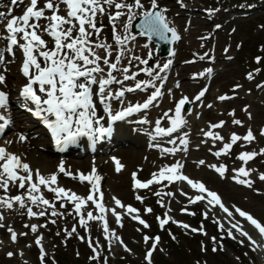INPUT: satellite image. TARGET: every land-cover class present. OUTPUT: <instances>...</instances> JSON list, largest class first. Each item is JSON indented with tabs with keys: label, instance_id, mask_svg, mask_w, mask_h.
<instances>
[{
	"label": "rangeland",
	"instance_id": "obj_1",
	"mask_svg": "<svg viewBox=\"0 0 264 264\" xmlns=\"http://www.w3.org/2000/svg\"><path fill=\"white\" fill-rule=\"evenodd\" d=\"M145 2L147 3V0ZM158 2L162 8L167 9L168 20L177 26L178 33L181 36V41L177 46V56L171 59L164 58L156 54L155 47L150 45L146 39L135 36L134 41H129L132 46L128 47L130 51L125 52L121 62V66H124L125 59H130L133 56L142 57L143 55L142 59L154 62L153 67H149L153 70L162 68L164 63L172 60V64L168 69L158 73L160 76L166 77V80L163 81L164 88L161 89L164 95L144 112L147 116L143 119H146L148 123H155L169 109H174L175 103L182 96H188L192 108L183 114L187 121L185 127H189L190 120H193L198 127L197 132L205 136L203 134L205 131H212L210 124L225 121L223 127L216 131L213 130L221 135H223L221 131L225 132L228 137L225 141L217 140L214 142L204 138L200 139V144L189 146L188 149L180 145L179 140L176 141L175 145L162 146L164 148L175 146L177 151L171 153L173 154L171 157L180 155L183 165L190 159L196 162L203 159L205 165L197 166V163L188 170L183 167V173L192 179L204 182L208 188L217 191L229 208H232L233 205L238 206L251 212L254 217L264 223V181H261L258 177V172H264V155H257L246 165V167L254 169L251 173V179L254 181L252 188L231 179L235 175L232 169L242 166V161L237 158L239 153L242 151L258 152L260 148H264V135H260L261 129H264V73H262V67H264V28L261 27V25H264V0H158ZM104 19L108 20L107 16ZM108 23L110 24L109 20ZM117 23L120 24L119 21ZM217 24L221 27L216 28ZM104 30L103 28L101 33ZM131 34L134 36L132 31ZM199 39H203L205 43L199 42ZM200 48L208 52L209 58H212L213 63L210 67L203 65L207 61L203 55L199 54L197 60L195 56L193 58L194 53ZM140 50L146 51V55L144 56L142 51L138 53ZM149 52H152L150 58L148 57ZM214 54L220 60L214 58ZM258 56L261 57L259 62L256 60ZM187 62L190 63L189 65L194 66L197 73L204 72L205 74L203 76L184 75L181 78L170 77L172 67L178 68L177 66H180L183 68L187 66V64H184ZM0 65L5 66L7 73L12 72V66L8 63H0ZM145 67L147 66L143 65L141 69ZM208 68L213 71L207 73L205 70ZM259 68L261 69L259 70ZM256 69L258 71H254ZM134 72L142 73L140 66L129 72V74ZM249 72L252 73L251 79L248 78ZM15 74H19V71ZM148 79H152L157 86L161 83L160 80L155 78L145 80ZM177 83H179V87H177ZM115 84L117 83L114 82L113 85ZM237 84L241 87L235 88ZM4 85L1 84L0 87L2 88ZM258 85L260 86L258 87ZM149 87L146 90L137 89V94H143L148 91ZM205 88L207 89L205 96L197 101L195 96ZM132 92L135 93L136 90ZM12 93L13 95L17 93L15 86H13ZM221 95L230 98L221 101L218 99ZM123 100L124 103L127 102L128 96H124ZM112 101V108L115 109L116 104L119 102L117 100ZM209 104L212 107H208ZM246 106L248 112L252 114L251 118H249L248 112L244 111ZM117 109L119 110V108ZM233 110L237 114L235 119L243 121L242 125L233 124ZM168 115H174V111L168 112ZM226 119H230V122L227 123ZM162 120H165L164 126H169L166 118ZM119 123L122 125L125 120H120ZM241 127L246 128L245 134L251 128L256 139L251 143L242 140L237 141L230 150V154H221L217 157L214 153L223 146L224 142L229 141L231 133L240 136L245 135H242L240 131L233 130V128L240 129ZM143 132L141 131V133ZM189 132L190 130L187 131V133ZM183 133L178 135L182 136ZM147 134L148 136L142 134V138L145 140L143 142L147 141L148 143L149 132ZM12 136V133L8 135L2 144L12 143L15 140ZM191 142L192 140H190L189 145ZM40 143H43L47 148L50 147L47 142L42 141ZM155 145H159V147ZM152 146L157 149L162 148L159 143H154ZM191 148H194L195 151L191 152ZM198 149L199 153L194 154ZM124 151L128 150L126 148H115L109 153L97 157L103 164V167L102 165L97 166V170L98 173L100 170V175L105 179L103 189L109 199V208L115 207L118 212L123 214L122 227L117 222L115 215L111 212L107 214L109 229L115 231L123 239L127 247L132 250L131 252L127 251L115 239L111 241V249L109 250V241L103 231V221H90L89 227L93 245L98 240L103 247L101 248L100 260L91 259L93 252L86 259L87 246H90L88 243L89 230L80 226V217L79 214L75 213L74 205L69 202L66 207H62L63 201L55 199L54 193L48 190L47 192L45 191L46 188L41 187L44 196L53 201L56 210L63 213V215L52 216L50 207L43 205L38 207L31 205L30 202L27 203L33 211L39 212L46 209L47 214L35 217L26 216L28 215L27 208H21L19 204L10 209V212L4 213L3 223L7 227H4L5 236L0 235V241H3V243H0V255L3 256L0 259V264H41L39 246L35 244V240L41 235L43 236L42 243L47 252L46 264H58L60 262H63V264H86V260H89L87 261L88 264H105V261L106 264H147L145 254L151 248L153 241L149 240L146 244L144 236L155 237L156 234L161 237V240L157 245V250L153 253V264H264V247L253 250L250 242L246 241L247 238L239 237L238 232H236L238 238L244 239L243 245L238 240L231 239L226 231L222 232L217 222L225 223L227 229L229 227L227 214L221 208L218 210L217 206L215 208L208 205L205 200L200 201L195 207L194 205L198 201L192 203L190 197L194 198L199 194L198 190L191 188L186 181L170 182L160 180L147 188H137L135 186L137 179L142 183L146 182L153 178L154 173L158 174L161 168L171 166L174 163L168 165L165 159L148 158L146 155L141 157H134L132 153L125 155L123 154ZM188 154H191V156L188 157ZM162 155L164 154L162 153ZM55 157L56 159L59 158V156ZM117 159L124 166L120 171H117ZM50 160H54V157H50ZM92 160L93 158L86 156L80 162L89 163ZM208 164L227 165L228 171L225 173V177H221L214 169L209 168ZM53 173H58L57 165L54 167ZM59 176H61V179H58L60 186L72 189L77 194L85 197L90 194L91 189L81 182L78 176H76L77 178L69 175ZM257 189L259 191H256ZM157 193L161 195H157ZM166 193H173L174 195H166ZM184 193H187V195H184ZM137 197L142 199H137ZM115 198L120 199L125 205H131L138 209V213L129 214L126 208L122 209L115 204ZM148 208L152 209L151 213L146 211ZM184 209H187V211ZM82 211H85V213L86 211H93V215L100 214L97 213L98 210L91 202ZM193 211L199 212L196 218L191 216ZM205 211L208 212L207 218L204 216ZM134 215H139L150 227L144 228L138 220L132 218ZM168 216H171L172 220L164 228H161L158 218L167 219ZM236 218L241 220L240 222L244 224L245 229L258 243L264 246L261 237L257 235L248 222L242 220L238 214H236ZM17 220L19 221L18 224H16ZM52 220H55L56 223H51ZM177 221L190 225V228L185 229L181 224L176 223ZM32 224L38 226L35 233L31 231L30 227H26V225L30 226ZM45 224L47 227L43 226ZM8 227L13 228L18 234L27 233V235H18L17 241L13 242L11 234L7 230ZM73 227H76V233L68 236L65 229L71 230ZM193 228L201 230L193 232ZM204 232H207V235H204ZM169 234L174 235L176 239L170 238ZM80 236H84L85 239L80 240ZM212 237L217 238L215 243ZM223 237L228 239L227 243L231 245L230 247L221 242L219 238ZM19 238L24 240L20 242L18 241ZM221 243L223 245L222 249H220ZM29 245L31 246L29 247ZM214 247L218 249L215 252L213 251ZM9 251L15 253V255L9 257L7 255ZM21 252H23V255H21Z\"/></svg>",
	"mask_w": 264,
	"mask_h": 264
},
{
	"label": "snow or ice",
	"instance_id": "obj_2",
	"mask_svg": "<svg viewBox=\"0 0 264 264\" xmlns=\"http://www.w3.org/2000/svg\"><path fill=\"white\" fill-rule=\"evenodd\" d=\"M22 2L23 0H16V3ZM38 2L39 0H30L29 5L21 16H13L10 21H7V35L0 34V38L7 41L6 47L0 52V63L5 62L3 53L6 52L15 58L16 53L14 49H18L21 52L20 72L26 78V82L20 87L19 96L24 98L26 102H31L32 107H28L27 103L24 106L33 116L41 118L52 133V137L58 146L63 147L75 143L80 136H87L94 143L105 135H111L114 122L123 120L130 114L139 112L142 109H148L150 106H153V103L158 98L164 95L161 89L164 88L163 81L166 80V77H162L158 73L154 74L151 68L145 67L140 69V71L147 73L150 77L155 76V79L161 81L159 86L154 84L152 79H148L138 80L133 86L124 87V81L136 80L138 73L129 74L131 60L128 61L127 66H121L125 52L130 51V49H126L124 46L129 41L135 40V36L131 34L130 29L133 21L138 18L140 20V35H147L148 37L159 36L162 39H166L167 34L171 33L173 41L180 39L177 28L170 26L167 20L165 15L167 9L161 8L158 0H147V3L145 0H44L43 7H38ZM61 4L65 6V14L63 15L60 14ZM48 11H50V15H46ZM105 16H107L112 26V38L117 46L115 48L112 44L107 43L106 37L102 39L100 36L105 27L103 24ZM41 19H44L47 23L40 25L39 21ZM30 21L32 22L30 23ZM117 21L120 22L119 25ZM220 27L219 24L216 25V28ZM261 27L264 28V25H261ZM233 31L235 30L233 29ZM42 34H47L52 39L53 47H48V41L43 38ZM99 50H103L104 54L101 55ZM113 52L117 53L114 57ZM151 56L152 52H149L148 57L150 58ZM132 58L138 60L140 64H148V59H142L139 56H133ZM256 60L259 62L261 57H256ZM171 64L172 60H168L160 68V71L168 69ZM205 71L211 73L213 70L208 68ZM254 71H258V69ZM114 72L120 73L122 79H117V76L113 74ZM204 74V72H199L195 73L194 76H203ZM248 78H252L251 72L248 73ZM114 82L122 85L115 92L110 88V85ZM0 84H7V76L5 74H0ZM94 85L98 86V91L93 87ZM149 86L154 91L142 103H129L126 107L123 106L125 92H132L137 89L146 90ZM177 87H179V83H177ZM239 87H241L239 84L235 85V88ZM206 91V88L202 89L195 96V99L199 101L205 96ZM96 95L99 96L100 103L103 104L105 115H99L97 112V103L94 100V96ZM229 98L226 95L218 97L221 101ZM112 100H117L120 103L121 107L119 110H113ZM9 102V93L0 89V109H7ZM188 102L189 97L182 96L175 103L174 109L168 110V112L174 111V115L169 116L168 112H165L163 117L155 121L154 131L149 133V135L151 137L171 136L172 133L177 132L178 129L187 123L182 114V109ZM208 107H212V105L209 104ZM244 111L248 112L247 106L244 108ZM232 115H235L234 110ZM251 115L248 112L249 118H251ZM164 118L169 122V126H161V119ZM0 121H2L0 123V132H3L12 123L11 117H6L3 112H0ZM232 122L236 125L243 124V121L239 119H234ZM141 123H148V121L142 119ZM224 124L225 121L210 124V129L221 128ZM203 134L211 137L214 142L217 140L225 141V137L219 132L208 130ZM260 135H264V129H261ZM19 138L22 142H27L29 139L26 134H21ZM255 139L256 136L251 128L247 130L244 136L231 133L229 141L224 142L223 146L214 154L217 157L221 154H230V150L237 141L242 140L251 143ZM168 143L175 145L176 140L169 139ZM179 143L181 145L189 143L187 133H183L179 138ZM155 146L159 147V145ZM176 151L177 148L175 146L163 149L165 153H175ZM257 155H264V148H260L258 152L242 151L239 153L237 158L242 161V166L232 169L235 175L231 179L241 185L252 188L254 181L251 179V173L254 169L248 168L246 165ZM197 163L198 165H205L203 159ZM116 164L118 166L117 171H120L124 167L118 159L116 160ZM207 166L214 169L221 177H225V173L228 171V167L225 164H208ZM183 167L184 165L177 161L171 166L161 168L158 174L154 173L153 178L146 182L142 183L137 179L135 186L137 188H147L149 185L154 182L158 183L160 180L170 182L177 180L186 181L188 185L193 189H197L199 193L194 198L190 197V202L195 203L207 200L208 205L219 206L227 214V223L229 225L227 229L225 228V223L214 221L218 223V227L222 232L226 231L231 239L238 240L243 245L244 239L238 238L236 235V232H238L239 237L247 238L253 250L264 247L245 229L243 223L236 220V214L254 226L261 237H264V223L260 219H257L251 212L243 210L238 206L233 205L232 208H229L217 191L208 188L204 182L192 179L184 174L182 171ZM59 172L77 178L65 168L64 163L59 165ZM58 175V173H54L45 176L39 169H33L29 163L25 162L22 156L9 151L6 146H0V190H3V194H0V209H13L14 205L19 204L21 208H27L29 217L45 216L47 214L46 209L39 212L33 211L32 207L28 206L27 202H30L31 205L38 207L40 205L50 207L52 209V216L63 215V213L56 210L55 203L44 196L41 191V186H43L48 191L54 193L55 199L63 201L62 207H66L69 202L74 205L75 213L79 214L80 217V226L89 230L88 243L90 246H93L94 253L91 257L92 260H100L101 248L103 246L99 244L98 240L93 245L90 235V221H103V231L109 241V250L111 249V241L115 239L127 251L131 252L132 250L127 247L123 239L115 231L109 229L107 214L111 212L115 215L121 227L123 226V214L118 212L117 208H109L105 204V194L100 189L103 176L98 174L95 166H93L90 173L85 174L80 172L78 175L81 182L88 181L91 184V191L87 197L77 194L72 189L60 186ZM258 177L261 181H264V172H258ZM12 187H17L24 191L13 196L10 194ZM256 191L259 190L257 189ZM157 195L161 194L157 193ZM166 195L174 194L166 193ZM184 195H187V193H184ZM137 199L142 198L137 197ZM89 202L94 204L95 208L99 210V215H93V211H86V213L82 211ZM115 204L122 209L126 208L129 214L138 213L139 211L131 205H125L118 198H115ZM184 210L187 211V209ZM146 211L151 213L152 209L148 208ZM191 214L195 215V213ZM204 216L205 218L208 217L207 211L204 212ZM132 218L138 220L144 228L150 227L139 215H134ZM4 219V214L0 211V228L7 227L3 223ZM158 219L160 227L164 228L172 220V217L168 216L167 219ZM51 223L55 224L56 221L52 220ZM176 223L181 224L185 229L190 228L188 224L179 221ZM43 226L47 227L46 224ZM26 227H30L33 233L38 230L36 224L26 225ZM7 230L11 234L13 242L17 241L18 235H27V233L18 234L11 227H8ZM200 230L192 229L193 232ZM76 231V227H73L71 230L65 229L68 236H72ZM204 235H207V232H204ZM79 239L83 241L85 237L80 236ZM172 239L175 240L176 237L173 235ZM216 239V237H212L214 243ZM149 240H152L153 243L151 248L146 252L145 259L147 264H153V253L157 250L161 237L158 235L155 237L145 235L144 241L146 244ZM42 241L43 236L41 235L35 240V244L39 246L41 264H46L45 258L47 252ZM0 243H3V241H0ZM222 248L223 245L221 243L220 249ZM204 250L206 251L207 249L205 248ZM217 250L216 247L213 248L214 252ZM7 255L12 257L15 253L9 251ZM21 255H23V252H21Z\"/></svg>",
	"mask_w": 264,
	"mask_h": 264
},
{
	"label": "bare ground",
	"instance_id": "obj_3",
	"mask_svg": "<svg viewBox=\"0 0 264 264\" xmlns=\"http://www.w3.org/2000/svg\"><path fill=\"white\" fill-rule=\"evenodd\" d=\"M26 1L27 0H23L22 3H16L15 6L11 7L10 8V10L12 11L11 14H14V16H15L16 15L15 13H17L19 10L23 9V7L25 6ZM60 14H62V15L65 14V6L63 4H61V6H60ZM6 15H7V13L5 15L1 16L0 18L3 19L4 17H6ZM165 15L167 17V13H165ZM180 21H182V19H180ZM168 22H169L170 26H174V27L177 28V26H175L170 20H168ZM103 24L105 25V27H104L105 30H104L103 33L100 34L101 38L103 39V38L106 37L107 38V43L112 44L114 48L117 47L115 45V43L111 42V33H109V31L106 30L108 28V26L106 25L105 20H103ZM177 24H178V22H177ZM42 35H43L44 39L48 40L49 46L53 45L52 39L47 34H42ZM198 41L202 43L204 40L203 39H199ZM203 43H205V42H203ZM129 46H132V44L130 42L127 45H125L124 47L126 49H129L128 48ZM99 51L101 52V55L104 54L103 50H99ZM141 51L142 50L138 51V53L141 52ZM177 51H178V48L176 47L175 50H174L173 55L170 58L177 56ZM142 52H143V54L145 56V52L144 51H142ZM116 54H117L116 52H113V57ZM199 54L203 55L204 58H206V60H207L206 63H203V65L207 66V67H210V65L213 63V60H212V58H209L208 52H206L204 49L200 48L196 53H194L193 58H194V56L199 57ZM142 57H143V55H142ZM214 58H217V56L215 54H214ZM16 60H20V62H15V61L13 62L14 65L15 64L17 65V67H15L13 69L14 71H16L17 69H20L21 61H22L21 52L18 54ZM129 60H131V67L129 69V72L132 71L133 69H135L138 66H142V64H140V62L138 60H135L133 58L125 59L124 60L125 61L124 62V66L128 65V61ZM217 60H220V58H217ZM153 63L154 62H151V63H148L147 65H149V67H153L152 66ZM184 64L185 65L187 64V66H185L183 68H181L180 66H177L178 68H175V67L173 68L172 67V69H170V77L171 78H181L184 75L192 76L195 73H197L195 68H194V66L189 65L190 64L189 62L184 63ZM152 71H153L154 74L159 73L160 72V68H155ZM15 73L10 74L11 77L7 78V81L9 83L5 84L0 89L9 92L10 90H12V87L15 86L16 89H18V94H19V89L22 86V84L26 82V80L22 76H20V74L18 75V74H15ZM113 74L116 75L117 77H121L122 76L118 72H114ZM12 76H13V79H12ZM147 78H155V76L150 77L147 73L146 74L145 73H140L136 77V80H128L129 82L128 81L125 82L123 86L124 87L133 86L136 81L145 80ZM196 78H198V77H196ZM188 80H193V79H188ZM185 84H187V82H185ZM121 87H122V85H110V88L113 91L119 90ZM97 91H98V89H97ZM152 91H153L152 87H149L148 91H145L143 94H137L138 93L137 91L135 93H133V92L125 93V95H128V100H127V102L125 104V107L129 103H132V104H135L136 102L142 103L151 94ZM94 100L97 103V112H98V114L99 115H104L103 105H101L99 99H95V96H94ZM0 112H3V114L6 117L10 116L12 122L14 120H17V121L21 120L20 119V114H19V111H18L17 107H11L9 105V107L5 111H2V109H0ZM7 112L9 114H7ZM144 112H145V109L141 110L139 112L132 113L131 115L126 117V118H128L130 120V121H128V122H130L129 125H131L133 127H131V126L130 127H121V128H119V130H117L118 133L121 132L123 134V136H127V137H125L126 139L128 137L130 138V141L127 143V145H124V147L128 151H124L123 154L129 155L130 153H132V156H134V157L135 156H140L141 157L142 155L143 156L146 155L148 158L165 159V162L167 164H171L174 161L180 160L181 157L179 155L175 156L174 158H171L172 154H164V155H162V152L160 150L155 151L154 149H152L150 144L147 143V141L143 142L145 140L142 138V134H145V135L148 136V134L145 133V132L146 131H150L152 126L150 124H147V123H141V122L135 123L136 121H132V120H136V119H140V118L145 117L146 113H144ZM235 118H237V114H235L233 116L232 120H234ZM190 121H189L190 122L189 123V127H182L180 129H178L180 131H181V129L184 130V131H189L190 130V138H191L192 142L186 148H188L189 146H196V144H200V139H202V136L197 132V128L198 127L196 125V122L193 121V120H190ZM164 122L165 121H162L161 125ZM226 122L227 123L230 122V119H226ZM0 123H2V121H0ZM102 123H103V121H102ZM132 124H134V125H132ZM136 127H138V129H136ZM12 128H15V132H14V135H13V138L15 139V142H13L11 144H7V145H0V146H6L9 151L14 152V153L22 156V158L25 160V162L29 163L32 166L33 169H39L41 171V173L44 174L45 176L53 174L54 167L56 165H57V167H59V165L62 162L65 163V168L69 172H72L74 175H77V176L79 175L80 172H83L85 174L90 173L92 171L93 166H95L96 169H97V166H101L102 165V167H103L102 161L100 159H97L95 161H91L89 163H81V162L73 160L71 158H63L61 160H59L58 158L56 159V157H54L55 155L48 148H46V146L44 144H40L37 141V139L40 140L38 138V136L42 137L43 134H38L37 137L35 136V138H36L35 140L36 141L34 139L32 140V138H30L28 136L29 137L28 141L27 142H22L20 140V138H19L20 134L24 132L26 135H28L27 130L23 129V128L20 129L18 124L17 125H12ZM217 129H220V128H217ZM136 130H140V131L137 132ZM213 130L215 131L216 129H213ZM233 130L240 131V133L242 135L245 134V132H246V128L245 127H241L240 129L233 128ZM113 131H114V128H113ZM141 131H144V132L141 133ZM18 133H20V134H18ZM221 133L223 134L225 139H228V137H227L225 132L221 131ZM108 136L109 135H105L103 138H107ZM188 136H189V134H188ZM149 137H150V142H156L158 140V142L165 143V145H166V142L163 140L164 136H157V137L149 136ZM83 138H85V139L87 138L89 140V138L87 136H83ZM103 144L107 145L108 141H104ZM123 144L124 143H122V145ZM12 147H15V148L13 149ZM150 151H152V152H150ZM190 151L194 152L195 149L191 148ZM108 152L109 151H107V153ZM198 153H199V149L194 154H198ZM62 156H64V155H62ZM190 156H191V154H188V157H190ZM50 157H54V160H50ZM184 163H186V162H184ZM196 164H197V162L195 160L190 159V160H187V163L184 165V168L188 170L190 167H193ZM197 166H198V164H197ZM99 173H100V170H99ZM34 179H35V177H34ZM103 181H104V178H103ZM102 185L103 184L100 185V189L101 190H102ZM26 187H27V185H26ZM90 188H91V186H90ZM23 191L24 190L18 189L17 187H12L10 189V194L11 195H15L17 193H22ZM0 194H3V190H0ZM108 201H109V199L107 198L106 201H105V204L107 206H108ZM112 201H114V200L112 199ZM17 205L18 204L14 205V206H17ZM0 211H3V213H8V212H10V209L3 208V209H0ZM0 234L2 236H4L5 230L4 229H0ZM21 240L23 241L24 239L22 238ZM0 259H2V258L0 257Z\"/></svg>",
	"mask_w": 264,
	"mask_h": 264
},
{
	"label": "water",
	"instance_id": "obj_4",
	"mask_svg": "<svg viewBox=\"0 0 264 264\" xmlns=\"http://www.w3.org/2000/svg\"><path fill=\"white\" fill-rule=\"evenodd\" d=\"M139 23H140V22H138V23L135 24V25H136V26H135L136 28H138ZM143 36L148 37L147 35H143ZM149 38H150L155 44L158 45V47H159V49H160V51H161V53H162L163 55H167V54L170 53V51H171V49H172V46H173V44H174V42H175V41H173V40L171 39V33H168V34H167V38H166V39H162V38L159 37V36H152V37H149Z\"/></svg>",
	"mask_w": 264,
	"mask_h": 264
}]
</instances>
